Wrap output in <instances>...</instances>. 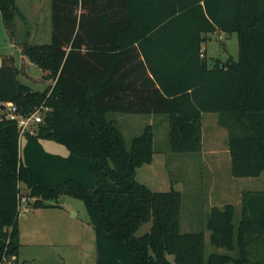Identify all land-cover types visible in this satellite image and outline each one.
I'll list each match as a JSON object with an SVG mask.
<instances>
[{"label": "trees", "instance_id": "16d2710c", "mask_svg": "<svg viewBox=\"0 0 264 264\" xmlns=\"http://www.w3.org/2000/svg\"><path fill=\"white\" fill-rule=\"evenodd\" d=\"M50 42L20 45L53 80L44 89L2 55L0 67V264L18 255V195L32 207L61 195L84 200L96 234L98 264H264V190H244L239 222L227 202L210 209V241L228 252L205 256L204 231H182V193L157 191L137 179L154 154L147 124L126 143L109 112L166 113L174 152L202 149V113L218 112L229 132L231 171H264V0H51ZM12 35L19 6L0 0ZM236 33L238 57L213 65L206 35ZM24 64V63H23ZM29 75V74H28ZM44 105L42 121L22 135L7 113ZM64 144L62 154L43 140ZM149 222V229L138 234Z\"/></svg>", "mask_w": 264, "mask_h": 264}, {"label": "rangeland", "instance_id": "374dc122", "mask_svg": "<svg viewBox=\"0 0 264 264\" xmlns=\"http://www.w3.org/2000/svg\"><path fill=\"white\" fill-rule=\"evenodd\" d=\"M19 13L16 15L13 34L8 31L0 12V57L12 55L16 66L27 73L20 79L36 89H44L54 81L44 77V71L27 56L23 55L20 45L23 42L45 43L52 37L51 0H16ZM20 45H19V44ZM203 50L208 60L213 57H238V39L236 33H212L203 42ZM206 49V50H205ZM24 63V64H23ZM29 74V75H28ZM153 114L159 118L154 124V155L150 163L138 168L137 179L151 189L167 191L172 188L181 190L182 208L180 225L182 231H204L205 256L211 252H228L210 241L207 219L212 205L222 206L225 202L234 203L237 224L241 217L242 192L244 190H264V171L259 176H235L231 171V160L224 155L218 165L213 156H202L199 152H174L170 148L169 119L166 113H124L109 112L110 118L117 119L126 143L131 144L134 136L140 134ZM217 114L205 112L204 131L206 150L208 137L219 135V147L224 149L228 140L225 127L212 122ZM223 132V134H222ZM225 134V135H224ZM46 149L67 154L68 148L52 139H44ZM223 154V153H221ZM215 185V189L212 187ZM27 203L21 205L18 216L20 247L18 255L5 254L1 264H98L96 262V234L90 221L83 199L61 195L57 199L46 201L52 204L46 207H32L37 196H30L29 189L20 182ZM150 223L143 224L138 234L149 229ZM19 256V259H18ZM172 264L174 256L168 254Z\"/></svg>", "mask_w": 264, "mask_h": 264}, {"label": "crops", "instance_id": "0c3cea01", "mask_svg": "<svg viewBox=\"0 0 264 264\" xmlns=\"http://www.w3.org/2000/svg\"><path fill=\"white\" fill-rule=\"evenodd\" d=\"M212 33H219L220 34V36H222V34H226L227 35V33L226 32H224V31H222V30H216V31H214V32H212ZM212 33H208L207 35H206V37L208 38L209 37V35L210 34H212ZM235 33V32H234ZM228 34H231V33H228ZM237 39H238V37H237ZM206 50V49H205ZM205 56H206V58H207V53L205 52ZM229 56H233V55H229ZM234 58H237V57H235V56H233ZM228 57H226V58H220V57H213L211 60H208V58H207V60H208V64L211 66V65H213V63H215L216 61H218V60H226ZM217 115L213 118V119H211L212 120V122L214 121V122H216L218 125H221L220 124V122H219V116H220V114L218 113V112H215ZM204 114H205V112H203L202 113V149L200 150V151H197V152H199L202 156H208V154L212 157H214V158H218V159H215V163H216V165H218L221 161H219V159L224 155V158L225 159H227V157H229V159L231 160V154H230V150H229V132H228V129L226 128V130H227V135H228V140H227V142H226V145H224V149H221V148H218L219 147V141H218V139H219V135H216V134H214L213 136H211V137H208V141H209V143H208V150H206V147H205V143H206V138H205V131H204V121H205V119H204ZM154 116H153V122H149V123H147V124H151L152 126H154V124H157L158 123V121L160 120L159 118H156V117H159V116H156V114H153ZM113 120L115 121V123L117 124V119H115V118H113ZM222 126V125H221ZM119 127V126H118ZM222 127H224V126H222ZM120 128V127H119ZM122 130V129H121ZM122 133H123V131H122ZM124 134V133H123ZM222 134H223V132H222ZM225 135V134H224ZM125 137V136H124ZM155 152V151H154ZM221 153H223V154H221ZM68 154V153H67ZM154 155V154H153ZM152 160H153V158H152ZM142 166V165H141ZM140 166V167H141ZM139 168V167H138ZM137 173H138V169H137ZM151 188V187H150ZM213 189H215V185L212 187V190ZM179 191H181V190H179ZM241 196H242V194H241ZM242 200V199H241ZM225 203H227V202H225ZM225 203H223L222 205H224ZM234 204V203H233ZM216 205V204H215ZM213 206V205H212ZM218 206H220V205H218ZM18 259H19V256H18Z\"/></svg>", "mask_w": 264, "mask_h": 264}, {"label": "built area", "instance_id": "2783aa9c", "mask_svg": "<svg viewBox=\"0 0 264 264\" xmlns=\"http://www.w3.org/2000/svg\"><path fill=\"white\" fill-rule=\"evenodd\" d=\"M3 62L0 57V67L2 66ZM47 109L46 106L41 105L40 107L36 108L30 114H18L17 113V106L12 102H7V113L10 119L16 120L18 126L20 128V134L22 135L26 130H32V126L43 119L42 111ZM27 203V197L23 195L22 191L18 195V207L20 209L21 205ZM5 256L3 257V259Z\"/></svg>", "mask_w": 264, "mask_h": 264}]
</instances>
